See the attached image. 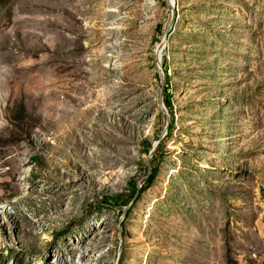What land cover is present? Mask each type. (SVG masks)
Masks as SVG:
<instances>
[{"label": "rangeland", "instance_id": "1", "mask_svg": "<svg viewBox=\"0 0 264 264\" xmlns=\"http://www.w3.org/2000/svg\"><path fill=\"white\" fill-rule=\"evenodd\" d=\"M0 264H264V0H0Z\"/></svg>", "mask_w": 264, "mask_h": 264}, {"label": "trees", "instance_id": "2", "mask_svg": "<svg viewBox=\"0 0 264 264\" xmlns=\"http://www.w3.org/2000/svg\"><path fill=\"white\" fill-rule=\"evenodd\" d=\"M164 102H165V104L167 105V106H170V107H172V99H171V95L170 94H166V92L164 93ZM171 124V123H170ZM170 129H171V126H168V132L170 131ZM149 145H148V148H150V149H152V143H148ZM161 144H159V146H160ZM135 189V188H134ZM135 191V190H134ZM134 191H132L128 196H126V198H122V196H123V191H121V192H116L115 194H113L112 196H110V197H107V199H109V200H112V201H118V199H122V200H124L125 202L127 201V200H129V197L130 196H132L133 195V193H134ZM124 202V203H125Z\"/></svg>", "mask_w": 264, "mask_h": 264}, {"label": "water", "instance_id": "3", "mask_svg": "<svg viewBox=\"0 0 264 264\" xmlns=\"http://www.w3.org/2000/svg\"><path fill=\"white\" fill-rule=\"evenodd\" d=\"M174 18H175V11L173 12V18H172V21H171L170 27L172 26V24H173V22H174ZM165 37H166V36H165ZM163 44H164V39H163L161 45H163ZM158 63H159V59H158ZM163 88H164V86H163ZM161 104H162L163 110L165 111L166 107H165V104H164V95H163V94H162V96H161ZM167 125H168V124H166V128H167ZM166 128H165V129H166ZM162 136H163V135H161V136L157 139V141H155V142L153 143L154 145H153V147H152V149H151V151H150V155H153V153L155 152V150L158 148Z\"/></svg>", "mask_w": 264, "mask_h": 264}, {"label": "bare ground", "instance_id": "4", "mask_svg": "<svg viewBox=\"0 0 264 264\" xmlns=\"http://www.w3.org/2000/svg\"><path fill=\"white\" fill-rule=\"evenodd\" d=\"M95 240H96V239H95ZM90 251H91V250H90ZM90 251H89V252H90ZM86 258H87V259H86ZM86 258L84 259L85 261H91V259H90V258H91V257H90V254H88V255L86 256Z\"/></svg>", "mask_w": 264, "mask_h": 264}]
</instances>
